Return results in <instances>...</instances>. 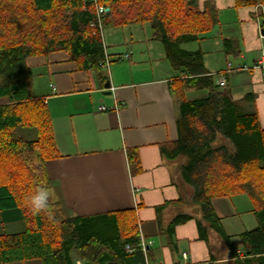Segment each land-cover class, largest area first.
Returning <instances> with one entry per match:
<instances>
[{"label":"crops","instance_id":"1","mask_svg":"<svg viewBox=\"0 0 264 264\" xmlns=\"http://www.w3.org/2000/svg\"><path fill=\"white\" fill-rule=\"evenodd\" d=\"M188 1L199 10L216 12L207 36L180 44L189 53L188 67L212 75L216 84L215 73H224L226 85L221 89L238 101L242 112L255 111L264 128V5ZM103 47L109 61L103 69L107 76L103 83L93 71L77 69L65 51L26 60L34 75L32 90L44 97L50 112L60 155L46 162L52 199L61 203L66 216L88 224L102 217L118 222L132 215L138 239L148 244L145 254L100 262L81 258L73 243L72 264H231L242 258L240 235L259 223L248 197L212 198L218 224L227 236L222 238L192 201L193 189L179 168L185 158L169 160L161 151V145L178 139L180 108L171 88L187 68L170 64L149 22L107 26ZM228 63L250 68L228 71ZM106 81L110 88H105ZM207 92L191 88L185 98H201ZM99 105L107 110L99 111ZM184 215L190 218L171 224ZM22 221L0 217V234L24 230L6 228ZM199 222L206 227L207 237H200ZM5 264L43 263L35 258Z\"/></svg>","mask_w":264,"mask_h":264},{"label":"trees","instance_id":"2","mask_svg":"<svg viewBox=\"0 0 264 264\" xmlns=\"http://www.w3.org/2000/svg\"><path fill=\"white\" fill-rule=\"evenodd\" d=\"M109 8L105 26L149 22L174 68H187L171 88L179 101L178 139L161 145L163 155L185 158L180 173L193 189L192 201L202 218L222 238L211 200L245 195L259 223L241 233L245 252L231 264H264V128L255 111L242 112L209 75L189 68L183 42L200 40L216 22V12L199 10L188 0H96ZM236 6L264 5V0H235ZM94 0H0V217L20 219L25 229L0 234V264L40 259L43 264H72L73 243L85 260L103 262L128 253L124 245L139 240L132 215L118 221L99 218L93 223L65 215L59 201L50 199L53 217L33 215L25 199L44 186L50 190L46 162L59 157L51 115L42 95L32 92L30 56L65 51L79 70H91L103 83L105 51L90 22ZM191 88H205L201 98L186 99ZM18 128H35L33 139L17 135ZM132 157V156H131ZM134 165V158L130 159ZM190 218L184 215L171 224ZM200 237H207L200 225ZM201 228V230H200ZM138 242V241H137ZM142 255V254H141ZM236 257V256H234ZM212 264V263H207Z\"/></svg>","mask_w":264,"mask_h":264},{"label":"built area","instance_id":"3","mask_svg":"<svg viewBox=\"0 0 264 264\" xmlns=\"http://www.w3.org/2000/svg\"><path fill=\"white\" fill-rule=\"evenodd\" d=\"M95 2V19L90 22V26L94 28V33H97L102 41L103 44V29L105 27L104 20L105 16L109 12V8L105 5L97 4L96 0ZM127 56V55H126ZM108 59L107 55L105 54V59H104V67L106 68L108 66ZM228 71H243L247 70L250 67L247 65H236V66H231V63H228ZM252 67H255L253 65ZM215 76L217 77V84L219 85L220 88L224 87L226 85V76L224 73L221 72H216ZM117 105L114 106V108ZM99 111H104L107 110V107L105 105H99L97 108ZM148 247V244L144 243L143 240H139L136 244H130L127 243L124 245V250L128 253L133 252L136 248L142 251L143 254H145L146 249Z\"/></svg>","mask_w":264,"mask_h":264},{"label":"clouds","instance_id":"4","mask_svg":"<svg viewBox=\"0 0 264 264\" xmlns=\"http://www.w3.org/2000/svg\"><path fill=\"white\" fill-rule=\"evenodd\" d=\"M92 179L93 177L90 175L89 180L91 181ZM53 195L54 193L48 188L40 186L33 194L26 197L25 207L28 208L33 215L44 213L49 219H51L53 217L54 209L52 204H50V199Z\"/></svg>","mask_w":264,"mask_h":264},{"label":"rangeland","instance_id":"5","mask_svg":"<svg viewBox=\"0 0 264 264\" xmlns=\"http://www.w3.org/2000/svg\"><path fill=\"white\" fill-rule=\"evenodd\" d=\"M108 26H110V25H108ZM107 26H105L104 27V29H103V33H105V28H106ZM109 64V63H108ZM37 79H39V78H37ZM32 92H33V94H36V91H34V89L32 90ZM16 133H17V135H19V136H22V137H25V138H27V139H33L34 137H35V135H36V130H35V128H18L17 129V131H16ZM15 227L16 229H21V228H25V226H26V224H25V222L24 221H22V224L21 223H18V224H11V225H7L6 226V228L8 229V228H12V227ZM2 229L3 228H1L0 227V232H2ZM7 229H5V230H7Z\"/></svg>","mask_w":264,"mask_h":264},{"label":"water","instance_id":"6","mask_svg":"<svg viewBox=\"0 0 264 264\" xmlns=\"http://www.w3.org/2000/svg\"><path fill=\"white\" fill-rule=\"evenodd\" d=\"M104 86H105V88H110V83H109V81H106Z\"/></svg>","mask_w":264,"mask_h":264}]
</instances>
